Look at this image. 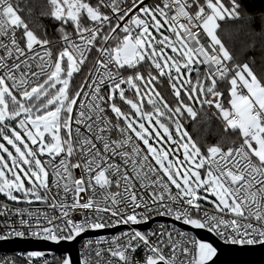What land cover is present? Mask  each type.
<instances>
[{"label":"snow or ice","instance_id":"1","mask_svg":"<svg viewBox=\"0 0 264 264\" xmlns=\"http://www.w3.org/2000/svg\"><path fill=\"white\" fill-rule=\"evenodd\" d=\"M240 9L237 0H44L52 39L31 26L27 0H0V195L44 206L15 208L0 240L72 241L159 216L225 244L264 245V80L219 37ZM197 110L223 130L215 143L186 131ZM217 251L175 225L130 227L87 240L80 264H212Z\"/></svg>","mask_w":264,"mask_h":264},{"label":"trees","instance_id":"2","mask_svg":"<svg viewBox=\"0 0 264 264\" xmlns=\"http://www.w3.org/2000/svg\"><path fill=\"white\" fill-rule=\"evenodd\" d=\"M27 2L33 9L31 26L43 24L47 26L50 38L58 39L51 22L39 15L44 0H27ZM237 2L241 4L242 18L222 22L219 37L233 55L234 61L247 62L253 73L264 80V0H237ZM37 31L40 34L39 29ZM87 71L88 65L83 66L82 72L75 75L73 85L82 83ZM157 88L162 90L159 85ZM185 115V129L193 140L201 144L215 143L223 135V130L214 118L206 120L204 114L198 110L195 118ZM60 259L61 256L53 258V264H57Z\"/></svg>","mask_w":264,"mask_h":264},{"label":"water","instance_id":"3","mask_svg":"<svg viewBox=\"0 0 264 264\" xmlns=\"http://www.w3.org/2000/svg\"><path fill=\"white\" fill-rule=\"evenodd\" d=\"M79 74V73H77ZM75 74V75H77ZM154 224L166 222L175 225L177 229L187 231L197 238L211 242L217 248V256L213 258L212 264H264V245H231L220 242L214 235L201 229H192L190 226L183 225L178 221L171 219L157 218L152 221ZM140 231H148V224L133 226ZM122 229L115 228L111 230H89L76 237L72 241H45V240H4L0 241V253H23L38 251L44 253L41 259L55 255L68 256L71 264H80L78 258V244L85 239H93L101 236L111 235L114 231Z\"/></svg>","mask_w":264,"mask_h":264},{"label":"built area","instance_id":"4","mask_svg":"<svg viewBox=\"0 0 264 264\" xmlns=\"http://www.w3.org/2000/svg\"><path fill=\"white\" fill-rule=\"evenodd\" d=\"M146 2H147V0H146ZM84 82V81H83ZM7 205L8 206V212H7V216H4V215H0V228H2V226L4 225V223L6 222V220L7 219H13V220H15V219H18V217H14L13 216V212H14V209L15 208H24V207H28V208H30V209H35V208H41V209H43V205H40L39 203H33L32 205H26V204H20V203H12V202H10L9 200H7V198L6 197H3V196H0V205ZM0 211H4V209L3 208H0ZM75 216H76V218L77 219H79L80 217H79V214L77 213V214H75ZM154 218H169V217H159V216H153L149 221H147V222H145V223H147V224H149L150 225V229H149V231L150 230H153V229H155V230H159L160 229V226L161 225H163V226H171V225H169V224H166V223H158V224H155V225H153L152 224V220L154 219ZM171 219V218H170ZM141 224H143V223H141ZM133 226V225H132ZM116 227H126V229H121V230H118V231H115L112 235H110V236H106L105 238H110L111 236H113V235H119V233L120 232H122V231H127V230H129V228L131 227V226H129V225H116L115 227H112V228H116ZM112 228H105V229H112ZM24 238H28V239H35V240H43V239H38V238H36V237H29V236H27V235H25L24 236ZM218 238V237H217ZM96 239H98V238H96ZM96 239H88V240H96ZM219 239V238H218ZM220 240V239H219ZM0 241H2V240H0ZM87 240H83V241H81L80 243H79V245H78V256H79V259H80V261H81V259H82V251H83V245H84V243L86 242ZM221 242H223L222 240H220ZM12 255V257H14V258H18V259H23L24 261H25V264H27V261H26V256L24 257V254L23 253H11ZM143 256H144V253H143V249H140V250H138L135 254H134V260H138V261H142V259H143ZM5 261H9L8 259H6V258H3L1 255H0V264H5ZM34 261V264H44V261H47V259L46 258H43V259H38V260H33Z\"/></svg>","mask_w":264,"mask_h":264},{"label":"bare ground","instance_id":"5","mask_svg":"<svg viewBox=\"0 0 264 264\" xmlns=\"http://www.w3.org/2000/svg\"><path fill=\"white\" fill-rule=\"evenodd\" d=\"M15 210V209H14ZM154 219H157V218H154ZM153 219V220H154ZM163 219H170V218H163ZM152 220V221H153ZM172 220V219H171ZM179 222V221H178ZM159 223H166V222H159ZM143 224H147V223H143ZM152 224L153 225H155V224H158V223H153L152 222ZM166 224H169V225H172V224H170V223H166ZM139 225H141V224H139ZM149 225V224H148ZM133 226H136V225H133ZM133 226H131V227H133ZM116 228H122V229H126V227H116ZM133 228H135V227H133ZM112 229H115V228H112ZM149 229H150V225H149ZM103 230H111V229H103ZM118 230H121V229H118ZM118 230H116V231H118ZM138 230V229H137ZM89 231V230H88ZM149 231V230H148ZM148 231H146V232H148ZM115 232V231H114ZM113 232V233H114ZM142 232H144V231H142ZM112 233V234H113ZM83 234V233H82ZM111 234V235H112ZM81 235V234H80ZM108 236H110V235H108ZM104 237H106V236H104ZM216 237V236H215ZM97 238H99V237H97ZM217 238V237H216ZM14 239H16V240H22V241H25V240H35V239H28V238H24V237H9L7 240H14ZM93 239H96V238H93ZM218 239V238H217ZM85 240H88V239H85ZM219 240V239H218ZM2 241H4V240H2ZM46 241V240H45ZM83 241V240H82ZM220 241V240H219ZM81 242V241H80ZM79 242V243H80ZM221 242V241H220ZM222 243H224V242H222ZM79 245V244H78ZM0 255L3 257V258H6V259H8L9 261H13V262H15V264H21V261L23 260V259H18V258H14V257H12L11 255V253H0ZM26 256V254H24V257ZM55 257H60L59 255H55V256H51V257H46V259H47V261H49V264H53V261H52V259L53 258H55ZM62 258H63V256H61ZM78 258H79V256H78ZM41 259H43V258H41ZM33 260H38V259H33ZM80 260V259H79ZM24 261V260H23ZM24 264H25V261H24Z\"/></svg>","mask_w":264,"mask_h":264},{"label":"rangeland","instance_id":"6","mask_svg":"<svg viewBox=\"0 0 264 264\" xmlns=\"http://www.w3.org/2000/svg\"><path fill=\"white\" fill-rule=\"evenodd\" d=\"M0 142H3L2 140H0ZM9 148H10V146H8ZM0 196H3V195H0ZM4 197V196H3ZM10 202H12V203H20V204H24V203H22V202H14V201H10Z\"/></svg>","mask_w":264,"mask_h":264}]
</instances>
